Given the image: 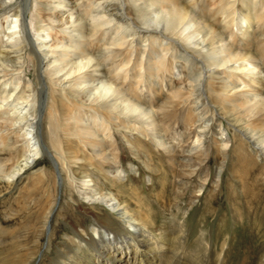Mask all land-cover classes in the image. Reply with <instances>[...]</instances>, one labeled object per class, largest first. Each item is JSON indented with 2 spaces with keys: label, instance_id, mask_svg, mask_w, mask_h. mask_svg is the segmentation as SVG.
<instances>
[{
  "label": "rangeland",
  "instance_id": "rangeland-1",
  "mask_svg": "<svg viewBox=\"0 0 264 264\" xmlns=\"http://www.w3.org/2000/svg\"><path fill=\"white\" fill-rule=\"evenodd\" d=\"M36 1L38 2V0ZM69 1L73 3L72 0ZM203 1H205L206 9L212 6L213 0ZM224 2H220V5H223ZM245 2L252 3L253 1L245 0ZM253 3L259 6L255 11H261L263 2L254 0ZM28 4L25 11H23L24 26H26L30 41L36 44L37 39L35 38L34 28L37 23L30 18V15L35 13L34 6H36V3L32 1ZM45 7L48 6L45 5ZM65 15L66 13L60 17L62 21ZM66 20L68 21L66 25H68L72 18ZM235 21L240 23L239 20ZM261 25L264 27V22ZM254 28H256L255 25L251 27V29ZM226 30V36L230 38V42L237 48L236 50L253 52L257 56L256 64L260 67V71L255 75H239L234 72L237 77L232 79L238 85L231 88L228 91L229 94L223 95V99L217 98L215 94H221L223 92L221 89H217L215 93L209 90L203 92V94L205 96L213 94L210 97L211 100L214 99L220 102L222 107L234 108V111L228 112L230 116L249 121L253 113L250 114L248 108L253 106V100L250 103H243V100L254 96L256 89H259L261 93L256 97L261 98V101L264 97V73H260L264 70V41L261 43L252 36L242 38L239 35L238 28L234 25L233 27L229 26ZM261 31L264 33V29H261ZM61 32L64 33L65 31ZM232 33L236 38H233L234 35H229ZM180 40L181 37L178 36L176 41L180 43ZM45 44H50L49 39L45 40ZM42 48L48 49L46 47ZM174 61L172 69L168 73L162 72L163 68L159 69L157 62L154 61V64L151 65L152 68L150 70L146 69L145 74H142L140 82L137 84H135L137 80L135 71L138 67L130 70L126 78L121 70L119 72L120 80L125 79L127 82L123 91L127 94L139 95L144 105L157 114L160 121L161 135L163 134L160 138L164 139L163 146L157 144L158 139L151 137L150 131L141 122L134 123L130 121L129 124L125 125L126 127H118L115 126V119L112 116L103 115L101 114L102 111L96 112L91 107L78 101V99H75L74 102L68 100L67 98L70 99L71 97L70 94H67L68 89L66 88L65 92H60L58 88L60 84L58 85V82L53 80L50 82L51 87L48 84L44 87L43 93L46 98L44 97L41 106L38 101L41 93V80L39 84L33 82L37 75L40 79L45 80L41 74L45 63L36 67V72L35 65L28 61L23 64L20 83L27 82L31 84L32 82L36 89V99L30 101L28 107L30 110L35 111L37 116L35 118L37 119L43 113H46L45 102L47 107L51 88V94L55 98L62 99L65 104L63 106L67 111L65 110L60 114V121L57 126L58 150L54 151L53 148H49V152L53 155L35 154L36 157L26 171L23 172L22 168L19 169L18 174L20 173V176L15 182L17 172L11 177L12 187L0 193V263L109 264L111 262L113 264H124V261H127L128 264H187L190 260L193 262L195 258L193 259L194 254L191 252V254L186 255L184 253L185 249L187 244L191 243L190 236L193 231L198 230L200 227L203 228L202 232L206 235L208 248L207 256H204L202 264H234L235 262L240 264L244 255L248 258H251L249 254L258 256L260 248L256 245L259 241L251 225L252 217L248 220L245 219L243 223L234 219L235 209L229 203L231 201L238 202V200L244 201L248 197L254 196V199L259 201L260 211L264 214V189L258 195L255 187L246 190L249 183L264 182V159L256 152L257 145L252 142H249L248 146L243 145V142H241L238 135L235 136L236 133L231 130V127H228V132L223 133L222 126L218 124L220 120L215 119L214 116L210 119L211 110L209 107L201 106L200 103L194 104L190 101V97H187L190 89L185 80L187 76L186 67L182 63L176 62V59ZM129 63L132 66L134 63V66L137 65L135 60H132L133 64L131 61ZM56 65H58V61L53 65H49L47 69ZM226 65L228 66L224 70L233 71L229 69L231 64L227 63ZM114 66L110 67V69H114L112 72H115ZM142 67L143 65H141ZM61 73H58V75ZM227 76L231 77L230 75ZM259 76L261 81H258ZM204 78L202 77V81ZM69 79L70 77H66L62 79L61 83L65 86ZM173 85L176 86L175 92L177 93H173L174 90L171 88ZM63 93L68 97L65 98ZM26 94L27 92L24 93V95ZM171 96H173V99L169 100ZM169 101L175 104L171 108L167 107ZM5 107H9L8 103L3 105L0 102V122L4 118L5 114L2 111ZM200 113L202 114L201 119L197 120ZM86 118L91 120L94 118L95 121L101 120L90 123L91 127L88 134H94L92 136V141L95 143L93 147L89 143V137L84 136L83 124L87 121ZM71 124L78 129L79 137L69 134V132L64 134L62 130L64 126L70 127ZM253 126L264 129V118L260 120V124L253 123ZM37 127L36 135L39 137L40 129L38 125ZM13 128L14 126L11 125L8 129L11 134L12 131L17 130ZM218 130L221 133H216ZM197 131L201 134L200 139L195 141L194 136ZM4 132L5 129L1 128L0 133L3 134ZM225 135L228 137V141L225 145H221L220 139H226ZM232 137H235V139L232 140ZM115 142L117 143V150L114 149ZM67 143L69 146L73 144L74 148L80 149L74 157L77 159L75 163H73L72 153L68 157L62 153L60 154V150L65 148ZM1 144L0 141V146ZM192 145L196 148L190 149ZM16 146L17 152L12 158L24 150V148H21V144ZM166 147L171 150L170 152L176 153L173 157L174 160L170 159L165 153ZM137 150H139V153H137ZM198 150H201L207 156L205 159L202 158V161L200 159L191 160L190 170L193 172L185 176L186 188L182 190L181 186L185 185L178 184L179 177L173 174L172 167L174 166L176 174L179 171L180 175L181 167L179 165L184 162L183 157ZM101 151L106 152L104 154L110 156V158H105L103 165L92 162L91 159L98 158L95 155ZM115 155L117 158L114 159ZM3 157L5 158V156ZM4 161L6 160H0V163L4 164ZM254 162L257 163L255 170L250 169L255 165ZM5 164L6 167H9L11 161H6ZM76 167L79 170L82 168L86 171L82 172L81 175H76L72 172L73 169L79 171ZM259 167L261 170H259ZM122 168H126L128 170L127 174L132 175L133 179L126 180V171H122ZM150 168H152V171L158 170V174L160 171L162 175H156L151 181L148 178ZM49 171L54 173L56 185H42L43 189H40L37 183L40 173L46 174ZM181 176L183 175L181 174ZM90 178L94 183L90 181ZM233 184H235V195L238 197L233 196L228 191L229 185ZM83 186L91 188L98 186L116 197H118L116 191L124 187L127 196L135 191V195L142 197L144 200L146 199L145 209L150 215L149 218H151L149 224H147V230L151 228L150 226L156 228L154 231L157 236L154 234L152 236L156 237V243L159 242L165 251L160 252L159 257L156 256L155 249L152 250L156 247L155 240H153L154 238L150 240L148 235L145 236L146 242L143 244V250L135 255H133L135 250L131 246L129 248L123 246L120 253H116L114 250L108 251L102 245L95 246L93 241L98 242L99 235L101 237L106 236L105 225L102 221L104 217L98 215L107 216L105 212L111 211L112 207L100 200L99 197L84 196ZM136 186H139V189ZM162 188L165 189V192L164 195L159 194L161 195L160 199L169 201V205H159V202L155 199L157 198L155 196L156 192L161 191ZM242 197H244L243 200H241ZM115 200L116 198L113 201L115 202ZM204 202H210V214L203 213L202 204ZM128 207L131 212H135L132 210L136 207L133 200L129 201ZM114 216L123 219L122 221L116 219L119 224L121 223L122 230L129 233L135 231L124 223V218H119L116 213H114ZM171 218L185 221L186 231L182 240L181 236L179 237V229L171 226ZM174 224L180 226L178 221H174ZM220 226L222 227L221 233L218 231ZM171 240H175V242H171ZM220 242L224 244L221 249L224 256L222 252L218 251ZM214 249L216 253H212ZM177 251L180 252L178 259L174 257ZM247 252L249 254H246ZM194 264H196V261Z\"/></svg>",
  "mask_w": 264,
  "mask_h": 264
},
{
  "label": "bare ground",
  "instance_id": "bare-ground-1",
  "mask_svg": "<svg viewBox=\"0 0 264 264\" xmlns=\"http://www.w3.org/2000/svg\"><path fill=\"white\" fill-rule=\"evenodd\" d=\"M32 1L36 3V6H34L35 13L30 15V18L37 23L34 28L35 38L37 39L36 44L31 42L28 37L23 17V11L29 5L28 3ZM72 1L73 3H70L69 0H38V2L36 0H0V102L3 105L8 103L9 106L3 109L2 112L5 115L0 122V129H5L3 134L0 133V141L2 142L0 160L11 161L9 167L5 166L6 161H4L5 165L0 163V193L12 187L11 177L17 172L15 182L20 176V173L18 174L19 169L22 168L23 172L26 171L36 157L35 154L53 155L49 152V148H53L54 151L58 150L57 126L60 121V114L66 110L62 99L55 98L51 94V88L47 107L45 102L46 113H43L37 119L35 118L37 117L35 111L30 110L28 107L29 102L36 99V89L32 82L31 84L27 82L20 83V73L26 61L35 65V72L36 67L45 63V67L41 70L45 80L40 79L37 75L33 82L39 84L41 80V93L38 100L41 106L44 97L46 98L43 93L44 87L46 84L51 87L50 82L53 80L58 82V85L60 84L58 86L60 92H65L66 88L68 89L67 94H70V99L63 93L68 100L74 102L75 99H78V101L91 107L96 112L102 111L101 114L112 116L115 119V126L118 127H126L125 125L129 124L130 121L134 123L141 122L150 131V136L158 139L157 144L163 146L164 139H161L163 134L161 135L160 121L157 114L144 105L139 95L127 94L123 91L127 82L125 79L120 80L119 72L121 70L126 78L130 70L138 67L135 71L137 78L135 84H137L140 82L142 74H145L146 69L150 70L152 68L151 65L154 64V61L157 62L159 69L163 68L162 72L168 73L176 59V62L182 63L186 67L187 76L185 80L190 89L187 94L190 101L194 104L200 103L201 106L209 107L211 110L210 119L214 116L215 119L220 120L218 124L222 126L223 133L228 132V127H231V130L236 133L235 136H239L243 145L248 146L249 142L257 145L256 152L264 159V129L253 126V123L260 124V120L264 118V97L262 101L261 98L256 97V95L261 94L260 90L256 89L254 96L243 100V103H250L253 100V106L248 108L250 114L253 113L249 121L230 116L228 112L234 111V108L220 106V102L210 99L213 94H207L206 96L203 94V92L209 90L215 93L217 89H221L223 90L221 94H215L217 98H222L223 95L229 94L228 91L231 88L238 85L234 83V79L237 77L234 72L239 75L259 73L260 67L256 64L257 56L253 52L236 50L237 48L230 42V38L226 36V29L234 25L238 28L239 35L242 38L252 36L263 43L264 33L261 29H264V27L261 24L264 22V0H261L263 4L259 12L258 10L255 11L259 6L253 3L254 0H252V3H246L245 0H213L212 6L207 7V9L203 0ZM223 1H225L224 4L220 5V2ZM257 1L259 2V0ZM45 5L48 7H45ZM64 13L66 15L62 21L60 17ZM229 16L230 18H228ZM67 18H72L68 25H66ZM234 20H239L240 23L234 22ZM254 25L256 28L251 29ZM61 31L65 32L62 33ZM178 36L181 37L180 43L176 41ZM43 38L44 40H42ZM233 38H236V36L234 35ZM46 39H49V45L45 44ZM132 60H135L137 65L134 66L135 63L133 64ZM57 61L58 65L47 69L49 65H53ZM130 61L133 66L129 63ZM227 63L231 64L229 69L233 71L224 70L228 66ZM112 65H115V72H112L113 68L110 69ZM141 65H143L142 68ZM60 72L62 73L58 75ZM75 72L77 74L74 75ZM260 73H264V70ZM66 77H70V79L67 85L64 86L61 82ZM202 77L204 78L203 81ZM233 77L234 79H232ZM258 81H261V77L258 78ZM171 88L174 90L173 93H177L175 92V85ZM25 92H27L26 95H24ZM172 99L173 96L169 98V100ZM174 105L172 101H169L167 107L171 108ZM67 107L70 109L69 106ZM201 116V113L198 114L197 120H200ZM86 120L83 124L84 136L89 137V143L93 147L95 143L92 141V136L94 134H88V130L91 127L90 123L94 122L95 119L86 118ZM97 121L101 120L95 122ZM11 125L17 129L12 131L14 134H11V131L8 130ZM37 125L40 129L39 137L36 135ZM62 130L64 134L69 132V134L78 136V129L72 124L70 127L64 126ZM220 130L216 133H221ZM200 134L199 131L195 132V141L200 139ZM225 138L220 139L221 145L227 143L228 137L226 135ZM233 138L235 139V137H232V140H234ZM17 144H21V148H24V150L12 158L17 152ZM116 146L117 143L115 142V150H117ZM194 148L196 147L192 145L190 149ZM60 151V154L62 153L66 157L72 153L73 163H75L77 159L74 157L80 149L74 148L73 144L69 146L67 143L65 148ZM170 151L166 147L165 153L170 159H173L176 153ZM104 153L106 152H97L95 156L98 158H92L91 161L103 165L105 158H110ZM137 153H139V150H137ZM137 153L135 152L136 155ZM206 156L204 152L198 150L183 157L184 162L179 165L181 167L180 175L179 171L176 174V168L171 165V171L179 177L178 184L185 185V176L193 172L190 170L191 160L200 159L202 161V158L205 159ZM115 158H117L116 155ZM254 163L255 165L250 169L255 170L257 168V163ZM76 168L79 170L78 167ZM151 169L148 172V178L151 181L156 175H162L160 171L158 174V170L152 171ZM259 170H261L260 167ZM84 171L86 170L80 168L79 171L73 169L72 172L81 175ZM122 171H126V180L133 179L132 175L127 174L128 170L126 168H122ZM53 174L50 171L46 174L40 173L37 181L40 189L43 187L42 185L52 184L54 186ZM90 181L94 183L92 178H90ZM262 184L264 182L249 183L246 190L255 187L258 195L264 189ZM234 186L235 184L229 185L228 191L236 196ZM136 188L139 189V186H136ZM185 188L186 185L181 186L182 190ZM162 189L156 192L155 196L157 198L155 199L159 202V205H169V201L160 199L161 195L159 194L164 195L165 192V189ZM82 192L84 196L99 197L100 200L112 207L111 211L107 210L109 212H105L107 216L98 215L104 217L102 221L105 225L106 236L101 237L99 235L97 239L99 241H93L95 246L102 245L108 251L114 250L116 253H120L123 246L126 248L131 246L135 250L133 254L135 255L143 250V244L146 242L145 236L148 235L150 240L152 238L155 240L156 247L152 250L155 249L156 256L159 257V253L165 251L159 242L156 243V237L152 236V234L157 236L154 231L156 228L150 226L151 228L149 227L150 229L147 230V224H149L151 218H149L150 215L145 209L146 199L144 200L142 197L135 195V191L127 196L124 187H121L119 191H116L118 195L116 197L109 191L105 192L101 187L83 186ZM243 199L244 197L241 198V200ZM132 200L136 205L132 209L135 212H131L128 207L129 201ZM209 203L204 202L202 204V211L205 214L211 213ZM229 204L235 209L234 219L239 220L241 223L252 217L251 225L259 241L256 245L260 248L258 256L247 252L246 254L251 255V258L245 255L242 256L240 264H264V214L260 211L259 201L255 200L254 196H250L244 201H231ZM114 213L118 214L119 218H124V223L135 231L129 233L122 230L121 223L119 224L116 221L118 218L114 216ZM171 219V226L179 229V237L181 236L182 240L186 231L185 221L183 219ZM118 220L122 221L123 219ZM174 221H178L180 226L175 225ZM202 230L203 228L200 227L198 230L193 231L190 236L191 243L187 244L184 253L186 255L190 252L193 253V259L195 258V260L193 262L190 260L187 264H194L195 261L196 264H202L204 256H207V238ZM218 231L222 232L221 226ZM175 240H171V242H175ZM223 245V242H220L218 251L222 252L224 256L221 250ZM212 253H216V250L214 249ZM179 255L180 252L177 251L174 257L178 259ZM109 264L113 263L110 262ZM124 264H128V262L124 261ZM234 264H239V262Z\"/></svg>",
  "mask_w": 264,
  "mask_h": 264
}]
</instances>
